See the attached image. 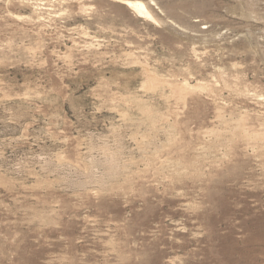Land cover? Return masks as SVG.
<instances>
[{"label":"rangeland","instance_id":"obj_1","mask_svg":"<svg viewBox=\"0 0 264 264\" xmlns=\"http://www.w3.org/2000/svg\"><path fill=\"white\" fill-rule=\"evenodd\" d=\"M121 1L0 0V264H264V0Z\"/></svg>","mask_w":264,"mask_h":264},{"label":"bare ground","instance_id":"obj_2","mask_svg":"<svg viewBox=\"0 0 264 264\" xmlns=\"http://www.w3.org/2000/svg\"><path fill=\"white\" fill-rule=\"evenodd\" d=\"M121 3L124 4V5H126V6H128L135 14L139 15L140 17H143V16L150 17V18H153L154 17L151 14V12L149 11V9L146 6V4L144 2H142L141 0H122ZM182 86L183 87L179 91L181 93H182V91L187 92L188 91L187 89H189V86H187V85H182ZM181 93H180V95H181ZM255 138L257 140L258 139H263L262 134H257L255 136Z\"/></svg>","mask_w":264,"mask_h":264}]
</instances>
